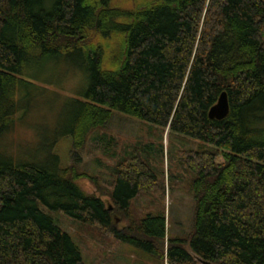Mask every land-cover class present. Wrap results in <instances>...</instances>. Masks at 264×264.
<instances>
[{
    "label": "trees",
    "instance_id": "obj_1",
    "mask_svg": "<svg viewBox=\"0 0 264 264\" xmlns=\"http://www.w3.org/2000/svg\"><path fill=\"white\" fill-rule=\"evenodd\" d=\"M61 62L88 76L73 150L113 111L203 143L174 155L194 173L192 229L168 235L163 209L129 216L155 181L151 156L123 155L102 185L48 150L42 163L0 160V264H86L47 211L167 264H264V0H0V135L28 110L40 71ZM222 91L229 112L210 119Z\"/></svg>",
    "mask_w": 264,
    "mask_h": 264
},
{
    "label": "rangeland",
    "instance_id": "obj_2",
    "mask_svg": "<svg viewBox=\"0 0 264 264\" xmlns=\"http://www.w3.org/2000/svg\"><path fill=\"white\" fill-rule=\"evenodd\" d=\"M46 68L40 71L39 78L33 80L35 84L40 81V85L37 84L39 89L29 101L28 110L9 131L0 135V160L42 163L46 158L45 161H49L46 157L49 150L60 157L61 166L78 159L81 169L100 176L101 184L107 185L112 179L114 165L123 155L142 160L147 155L151 156L149 161H145L153 171L155 181L149 182V188L131 201L129 216L131 214L138 220L147 213L163 209L168 235L189 234L193 224L194 197L188 190V182L194 173L179 166L174 155L182 149L196 150L203 147V143L174 132L167 135L166 131L164 134L163 128L157 125L113 111L103 128L89 134L82 149L73 150L69 134L76 111L73 102L83 99L88 76L65 62L51 63ZM81 75H86L87 82L81 79ZM78 183L86 192H97V186L86 179ZM104 199L111 203L108 198ZM47 213L80 248L86 264H167L165 257L162 260L160 255L152 256L139 245L105 237L96 228L64 213ZM120 222V218H116V223ZM126 223L123 220L119 226Z\"/></svg>",
    "mask_w": 264,
    "mask_h": 264
},
{
    "label": "water",
    "instance_id": "obj_3",
    "mask_svg": "<svg viewBox=\"0 0 264 264\" xmlns=\"http://www.w3.org/2000/svg\"><path fill=\"white\" fill-rule=\"evenodd\" d=\"M229 112V102L227 93L222 91L219 94L217 102L209 109L208 117L210 119H223Z\"/></svg>",
    "mask_w": 264,
    "mask_h": 264
}]
</instances>
